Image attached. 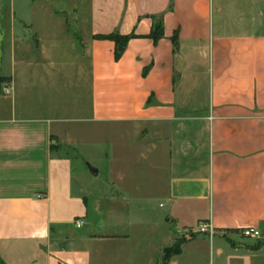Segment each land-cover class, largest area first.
I'll use <instances>...</instances> for the list:
<instances>
[{"label": "crops", "instance_id": "0c3cea01", "mask_svg": "<svg viewBox=\"0 0 264 264\" xmlns=\"http://www.w3.org/2000/svg\"><path fill=\"white\" fill-rule=\"evenodd\" d=\"M0 36V264H162L187 230L167 264H264V0H0Z\"/></svg>", "mask_w": 264, "mask_h": 264}, {"label": "rangeland", "instance_id": "374dc122", "mask_svg": "<svg viewBox=\"0 0 264 264\" xmlns=\"http://www.w3.org/2000/svg\"><path fill=\"white\" fill-rule=\"evenodd\" d=\"M3 41L4 36H0V57L2 56L1 51L3 49ZM76 135L78 137V144L76 145V148L68 149V152L71 155L73 162L74 189L78 190L80 183L83 182L87 187L85 190L88 195L89 203H92V197L94 196L95 192H97V190L104 185V181L106 177H108L106 176L107 167L105 164V160L100 156L97 148H88V150H86V129L81 132H78V134ZM86 151L89 155L93 157L90 158L91 160L86 157ZM89 166L98 168L99 174L94 176V174H92V172L90 171ZM156 207V214H158L159 211L162 209L161 207H158V200H156ZM75 220L76 219L73 218L74 222ZM191 233L192 232L190 230H187L186 234L182 233V235H180L178 238L185 237L186 239L189 236L191 237ZM213 255L214 253L212 248L209 249L208 246H199L195 243H192L186 246L184 259L188 261L192 260L194 262H197L198 264H213L216 262V257L215 255L213 257Z\"/></svg>", "mask_w": 264, "mask_h": 264}, {"label": "trees", "instance_id": "16d2710c", "mask_svg": "<svg viewBox=\"0 0 264 264\" xmlns=\"http://www.w3.org/2000/svg\"><path fill=\"white\" fill-rule=\"evenodd\" d=\"M152 18H153L152 27H151L150 32L147 35L152 37L153 39H157L158 37L162 35V18L161 16H158V15H152ZM136 35L137 34H135L134 32H130L128 34H119L118 32H115V31H112L109 33L95 34V36L97 37L113 39L116 42V45H124L126 40L129 37L136 36ZM172 38L175 39V36H173ZM120 52L121 51L119 49L117 48L115 49V58L119 57ZM3 80H4V77L0 76V91L2 89ZM185 240H186L185 237L177 238L171 246L164 248V258H163L162 264H167V260L169 256L173 252L179 251L181 243Z\"/></svg>", "mask_w": 264, "mask_h": 264}, {"label": "built area", "instance_id": "2783aa9c", "mask_svg": "<svg viewBox=\"0 0 264 264\" xmlns=\"http://www.w3.org/2000/svg\"><path fill=\"white\" fill-rule=\"evenodd\" d=\"M2 90L6 91L7 89L5 87H2ZM75 223L79 226L81 225V220L76 219ZM197 230L201 232H208L210 234L213 232V228L206 222H199L197 224ZM240 233L243 236L257 237L260 235V230L255 226H246L240 230Z\"/></svg>", "mask_w": 264, "mask_h": 264}, {"label": "water", "instance_id": "95a60500", "mask_svg": "<svg viewBox=\"0 0 264 264\" xmlns=\"http://www.w3.org/2000/svg\"><path fill=\"white\" fill-rule=\"evenodd\" d=\"M89 168H90V171L96 172V168H94L92 166H89Z\"/></svg>", "mask_w": 264, "mask_h": 264}]
</instances>
